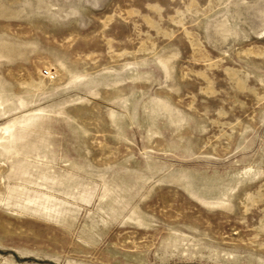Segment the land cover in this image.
I'll use <instances>...</instances> for the list:
<instances>
[{
	"label": "rangeland",
	"instance_id": "obj_1",
	"mask_svg": "<svg viewBox=\"0 0 264 264\" xmlns=\"http://www.w3.org/2000/svg\"><path fill=\"white\" fill-rule=\"evenodd\" d=\"M0 264H264V0H0Z\"/></svg>",
	"mask_w": 264,
	"mask_h": 264
},
{
	"label": "built area",
	"instance_id": "obj_2",
	"mask_svg": "<svg viewBox=\"0 0 264 264\" xmlns=\"http://www.w3.org/2000/svg\"><path fill=\"white\" fill-rule=\"evenodd\" d=\"M43 73H44L43 75H45V76H48V77L51 76V73L48 70H44Z\"/></svg>",
	"mask_w": 264,
	"mask_h": 264
}]
</instances>
